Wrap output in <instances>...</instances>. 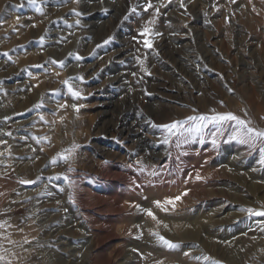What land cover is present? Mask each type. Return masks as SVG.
Segmentation results:
<instances>
[{
    "label": "rangeland",
    "instance_id": "1",
    "mask_svg": "<svg viewBox=\"0 0 264 264\" xmlns=\"http://www.w3.org/2000/svg\"><path fill=\"white\" fill-rule=\"evenodd\" d=\"M229 113L264 131V0H0V264H264V143L163 127Z\"/></svg>",
    "mask_w": 264,
    "mask_h": 264
},
{
    "label": "snow or ice",
    "instance_id": "2",
    "mask_svg": "<svg viewBox=\"0 0 264 264\" xmlns=\"http://www.w3.org/2000/svg\"><path fill=\"white\" fill-rule=\"evenodd\" d=\"M168 2L170 3L171 0H168ZM233 2H235V0H233ZM31 3L33 5H35L36 0H31ZM153 8V5L151 3L147 4V6L144 8L145 11H148V9ZM133 12H135V9H132ZM157 13H158V9H157ZM150 29H145L143 32H141L140 34L142 36H149L150 34ZM144 44L145 47L151 49L152 48V42L149 39H146L142 42ZM3 55L7 56V53H4ZM60 67H63V65L61 64ZM66 86L68 87V91L70 92V94L72 95V97L74 99L79 98L78 94L72 90L71 86L68 84V82H65ZM76 111H79V109H76ZM212 124V125H224V124H228V123H234L235 125L238 126L239 128V132L238 134L234 137V139L239 140L240 143L242 144H248L249 146H255V144L259 141L261 143H264V131L261 130H256L253 129L252 127H250V121H245L243 119H240L239 117H237L234 114H216V115H212V116H199V117H189V119L187 121L184 122H174L172 124H168L163 126L164 130L168 133L169 136L175 134L178 136H182L185 134L186 131H190V132H200L203 130V127L205 126V124ZM194 124L195 127L194 128H186L185 125H192ZM6 135H10V134H6ZM163 143H168V138L166 137L163 140ZM74 151V149H69L68 152L69 154H71V152ZM262 152H264V148L261 149ZM68 156H61L60 159L63 160L65 163L68 162ZM52 163H56V161H52ZM262 163H264V160H262ZM188 193H184V195H187ZM180 198L178 197L177 200H179ZM176 201L174 200H167L165 201L163 204H161L160 202H156L155 206L157 208H160L162 211L166 210L165 209V205H172L175 206ZM262 208H264V206H262ZM243 211H246L248 216L251 217H264V210H254V209H244ZM147 216L151 217L153 220H156V216L151 212V211H146L145 213ZM0 227H3L2 225H0ZM262 231H264V227L261 228ZM153 235H157L155 233H153ZM160 241L161 243L168 247V248H175L177 247V245H173L171 244L169 241L164 240L163 237H160ZM205 260H209L210 258L205 257ZM0 261H3V257L0 256Z\"/></svg>",
    "mask_w": 264,
    "mask_h": 264
},
{
    "label": "bare ground",
    "instance_id": "3",
    "mask_svg": "<svg viewBox=\"0 0 264 264\" xmlns=\"http://www.w3.org/2000/svg\"><path fill=\"white\" fill-rule=\"evenodd\" d=\"M133 168V167H132ZM131 168V169H132ZM122 173L123 172H121V171H119V172H117V177H119V176H122ZM132 172L131 171H128L126 174H125V176H123L125 179V181L127 182V183H131V182H133V181H138V177H137V174H131ZM175 225H177L176 227H175ZM174 225V228H175V230L179 233V234H183V235H191V236H195V234H196V229H195V226H194V223L193 222H191V224H189L188 226H186V227H184V226H182V225H179V224H175ZM92 256V255H91ZM75 258H76V256H75ZM79 260V259H78ZM92 261V260H91Z\"/></svg>",
    "mask_w": 264,
    "mask_h": 264
}]
</instances>
